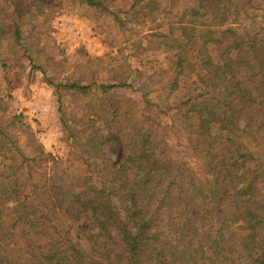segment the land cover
<instances>
[{
	"label": "trees",
	"instance_id": "16d2710c",
	"mask_svg": "<svg viewBox=\"0 0 264 264\" xmlns=\"http://www.w3.org/2000/svg\"><path fill=\"white\" fill-rule=\"evenodd\" d=\"M79 1L106 11L114 0ZM1 12L0 41L18 44L19 15L8 23ZM176 18L156 37L167 90L185 87L173 118L199 174L159 151L150 114L100 98L91 118L104 135L84 142L87 159L115 154L108 166L68 180L51 172L20 194L18 180L33 182L27 167L0 162V264H264V0H192ZM50 85L58 104L59 91L101 97L123 86Z\"/></svg>",
	"mask_w": 264,
	"mask_h": 264
},
{
	"label": "rangeland",
	"instance_id": "374dc122",
	"mask_svg": "<svg viewBox=\"0 0 264 264\" xmlns=\"http://www.w3.org/2000/svg\"><path fill=\"white\" fill-rule=\"evenodd\" d=\"M13 1L18 20L9 3L0 0L1 15H10L5 17L8 23L15 20L20 36L18 44L0 41V162L14 161L20 170L27 167L33 182L18 180L17 192L26 194L51 172L75 179L114 160L115 154L106 149L99 158L87 159L92 153L87 152L86 136L94 142L104 135L91 118L102 112L100 98L111 105L127 100L137 113L150 114L160 123L159 151L199 174L201 161L186 149V135L173 118L185 87L167 90L173 75L156 37L192 0H155L144 9L131 10L125 0H114L104 3L106 11L79 0ZM66 82L123 86L101 97L93 91L81 97L59 91L58 104L50 84ZM32 159L35 163H28ZM80 245L86 244L81 240Z\"/></svg>",
	"mask_w": 264,
	"mask_h": 264
}]
</instances>
